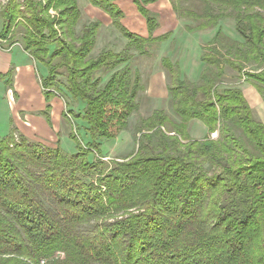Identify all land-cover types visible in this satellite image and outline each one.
<instances>
[{"label":"trees","instance_id":"obj_1","mask_svg":"<svg viewBox=\"0 0 264 264\" xmlns=\"http://www.w3.org/2000/svg\"><path fill=\"white\" fill-rule=\"evenodd\" d=\"M133 1L147 37L123 25L113 0H89L129 41L97 57L101 23L78 33V0L4 7L0 39L21 28L26 51L48 71L46 99L70 95L83 108L67 102L73 152L61 141L23 138L11 146L10 137H0V264H264V122L242 87L250 83L264 98V0L173 3L187 31L212 32L202 45V71L189 81L170 58L161 59L181 120L155 110L138 128L137 153L110 164L102 144L128 128L145 87L130 49L151 56L173 34L155 36L164 21L148 6L158 0ZM192 120L206 126V137H191Z\"/></svg>","mask_w":264,"mask_h":264},{"label":"rangeland","instance_id":"obj_2","mask_svg":"<svg viewBox=\"0 0 264 264\" xmlns=\"http://www.w3.org/2000/svg\"><path fill=\"white\" fill-rule=\"evenodd\" d=\"M12 0H0V34L5 29V16L3 15L4 7ZM21 7L25 10V3L29 0H17ZM179 3L182 8H190V1L187 0H164L157 1L148 7L160 14L163 19V25L155 32V36L172 31L171 38L163 43L155 44L151 49V56L139 55L135 48L130 49V52L135 54L131 60V67L133 70H139L141 73L142 83L145 86L139 93L140 107L130 117L128 128L123 131L120 136L111 141L102 144L103 160L111 162L113 160H124L130 156L133 157L139 149V139L141 134L138 133L139 126L142 125V120L148 118L157 109H163L168 116L173 120L180 122L181 118L176 114L173 104L172 96L168 90V84L171 82L168 71L161 62L163 57H168L173 63L179 66L183 78L189 81H197L202 71L203 54L202 45L211 38L212 32H195L190 33L186 30L185 25L188 22L186 18L178 16L174 11L173 3ZM81 10V19L76 27L77 32L80 33L85 26L92 22H100V30L98 33L96 47L92 51V56L97 57L103 50H113L120 52L128 48V40L124 35L114 27L110 15L100 7H96L89 2V0H78ZM119 6V5H118ZM120 7V6H119ZM121 8V7H120ZM124 17L122 23L132 32L147 37L149 35L147 29V21L145 17L139 12L137 5L133 0L128 4H123ZM52 17L59 18L60 11L54 8L49 10ZM162 15V17H161ZM22 32L21 28L13 29L7 39H0L1 51H12L14 57V64L23 65L25 62L35 63L36 70V84L41 92L47 94L48 89L44 87V82L47 79L48 71L45 69L38 60H35L25 49L24 43L21 41ZM7 74H0V137L11 138V146L20 143L23 138L30 141L42 142L48 145H56L61 141V145L68 152H73L76 149V144L71 138V133L74 129V124L71 119L65 116L67 102L69 109L81 111L83 105L74 101L70 95L65 96L66 100L61 96L51 97L46 105L52 106L53 101L60 102L62 112L49 111V115H45L48 119L50 135L40 136L36 132L30 131L26 126L29 122H25L18 116V108L21 106L19 103L22 99L18 98L16 88L13 86V78L16 76V68L14 67ZM105 74V73H104ZM109 74L104 75V84L109 79ZM63 81L66 78H59ZM228 83H236L237 79L228 78ZM32 85V84H30ZM245 86V83H243ZM13 86V87H12ZM12 88L13 90H9ZM62 88V87H61ZM34 85L28 87V91L34 92ZM51 90V89H50ZM40 95V93H39ZM250 99V98H249ZM68 100V101H67ZM251 100V99H250ZM47 106H45L47 108ZM253 106V105H252ZM260 106V105H259ZM264 108V104H263ZM255 106L254 112L258 119L264 122V109ZM58 109V107H57ZM260 109L263 111L261 112ZM21 118V119H20ZM31 128V127H30ZM188 131L192 138L202 139L207 135L206 126L198 121L192 120L188 124ZM43 134V133H41ZM218 134L214 133L213 137ZM131 158V157H130ZM109 164V166H111Z\"/></svg>","mask_w":264,"mask_h":264},{"label":"crops","instance_id":"obj_3","mask_svg":"<svg viewBox=\"0 0 264 264\" xmlns=\"http://www.w3.org/2000/svg\"><path fill=\"white\" fill-rule=\"evenodd\" d=\"M114 3L119 5L123 11V4H128L130 0H113ZM164 1V0H159ZM163 18V17H162ZM148 29V28H147ZM14 57L12 56V51L4 52L0 50V74H7L11 72L10 70L14 67L17 70L15 78H13V86L17 89L16 93L19 95L18 98L22 99V102L19 101L21 106L18 108V116L22 118L25 122L28 129L32 132H36L40 136H49L51 129H49L48 120L44 117V110L46 109V97L43 92H41L36 84V70L35 63L25 62L23 65L14 64ZM34 85V92L28 91V87ZM12 86V87H13ZM248 100L252 107L255 106L263 108L264 98L257 92L255 87L250 83H245V86L242 85ZM9 90H13L10 88ZM40 93V95H39ZM251 100H250V99ZM61 103L56 101L52 103V111L62 112L60 108ZM260 105V106H259ZM58 107V109H57ZM264 109V108H263ZM261 112H263L260 109ZM20 118V119H21ZM31 127V128H30ZM43 133V134H41Z\"/></svg>","mask_w":264,"mask_h":264}]
</instances>
